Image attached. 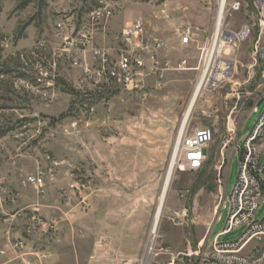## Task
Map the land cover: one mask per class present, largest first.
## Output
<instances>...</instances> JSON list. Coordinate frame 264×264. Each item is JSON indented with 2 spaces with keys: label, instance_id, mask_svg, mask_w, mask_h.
Wrapping results in <instances>:
<instances>
[{
  "label": "rangeland",
  "instance_id": "obj_1",
  "mask_svg": "<svg viewBox=\"0 0 264 264\" xmlns=\"http://www.w3.org/2000/svg\"><path fill=\"white\" fill-rule=\"evenodd\" d=\"M246 2L249 7L227 26L249 21L253 11ZM221 4L0 0V264L145 260L153 227L145 236L139 229L130 232L116 215L151 213L154 225L203 73L200 49L215 32ZM136 22L147 37L163 41L159 59L171 69L155 74L146 59L139 88L102 80L95 75L100 65L94 51L108 52L114 68L127 49L124 33ZM188 27L192 41L183 44ZM253 41L221 53L234 71L206 86L195 105L187 129L209 127L213 139L201 169L176 165L148 264H206L226 227V201L240 173L236 146L243 147L264 110V102L253 109L260 95ZM263 218L264 204L257 213ZM243 232L221 241H236ZM263 252L257 241L247 250L254 258Z\"/></svg>",
  "mask_w": 264,
  "mask_h": 264
},
{
  "label": "built area",
  "instance_id": "obj_2",
  "mask_svg": "<svg viewBox=\"0 0 264 264\" xmlns=\"http://www.w3.org/2000/svg\"><path fill=\"white\" fill-rule=\"evenodd\" d=\"M252 17L238 28L229 27L226 21L235 14L241 13L249 7L246 0H222L221 26L214 34L208 35L201 47V67L204 71L207 63L210 64L208 85L215 87L212 78L218 75L229 77L234 69L230 62L221 58V53L227 48L253 41V58L260 65V95L256 99L254 111L264 102V0H250ZM222 5V4H221ZM220 14V12H219ZM219 18V16H218ZM192 28L188 27L183 34L182 43L189 44L193 37ZM126 48L120 53L118 63L111 68V56L103 50H95L94 56L98 59L100 67L95 71L102 80L110 82L115 79L129 87L139 88L146 66V59L152 62V71L155 74L171 69L169 61L159 59V51L163 48V41L158 38L147 37L144 26L136 22L124 33ZM73 41L66 43L70 46ZM67 48V47H66ZM185 64V61L183 62ZM138 79H135L137 78ZM223 79V80H224ZM213 139V131L209 127L195 129L192 133L185 131L181 141L175 148L176 165L187 171H196L203 167L206 159V150ZM238 142V141H237ZM264 110L256 122L252 132L245 138L244 145L240 148L237 144L236 153L240 157V173L227 198L229 216L225 229L215 237L211 252L206 259V264H264V252L254 258L247 254L249 246L257 242L264 244V218L259 221L257 213L264 204ZM36 182L35 179H30ZM37 223L40 219L34 218ZM244 230L242 236L236 241H221V237L228 236L234 231ZM22 243L17 242L16 246ZM23 246V245H22ZM36 250V249H35ZM5 252L0 251V259ZM47 257V255H43ZM142 261L141 264H143ZM30 264V263H25ZM32 264V263H31Z\"/></svg>",
  "mask_w": 264,
  "mask_h": 264
},
{
  "label": "bare ground",
  "instance_id": "obj_3",
  "mask_svg": "<svg viewBox=\"0 0 264 264\" xmlns=\"http://www.w3.org/2000/svg\"><path fill=\"white\" fill-rule=\"evenodd\" d=\"M222 7H223V3L221 5L219 18H218L217 25H216V30L222 24V22H221ZM209 69H210V64L207 63V65L205 66L204 71L202 73V76H201V78H200V80L198 82V85H197V87L195 89V92H194L193 98H192V100L190 102V105H189V107H188V109H187V111L185 113L184 120L182 122L181 130H180L179 137H178V142L181 141V139H182V137H183V135H184V133H185V131L187 129L188 123L190 121L191 115L193 113V110L195 108V105H196L198 99L200 98L204 88L208 85ZM224 77L225 76H223V75L215 76V77L212 78V83L216 84L217 82H220L222 79H224ZM175 168H176V161H175V158H174L172 163H171V166L169 168V172H168V175H167V178H166V182H165V185H164V188H163L160 200H159V205H158L157 213H156L155 220H154L153 230L151 232V239H150V242H149V245H148V252H147V255L145 257V260H144L143 264H148L147 260L149 258L150 253H151L150 251H151L152 241L154 240V236H155V234L158 231V227H159V224H160V221H161V218H162L163 208H164V205H165V202H166L167 194H168V191H169V188H170V185H171L172 178H173L174 173H175Z\"/></svg>",
  "mask_w": 264,
  "mask_h": 264
},
{
  "label": "crops",
  "instance_id": "obj_4",
  "mask_svg": "<svg viewBox=\"0 0 264 264\" xmlns=\"http://www.w3.org/2000/svg\"><path fill=\"white\" fill-rule=\"evenodd\" d=\"M136 214H138V212L130 210L124 211V213L119 212L116 216L119 218V220H124L127 227H129L130 232L139 229L141 231V234L145 236L151 231L153 227L151 222L152 214H148L147 212L145 213V216L141 214L139 216H136ZM92 221H94L93 216Z\"/></svg>",
  "mask_w": 264,
  "mask_h": 264
}]
</instances>
